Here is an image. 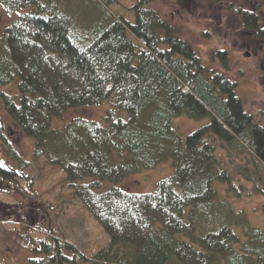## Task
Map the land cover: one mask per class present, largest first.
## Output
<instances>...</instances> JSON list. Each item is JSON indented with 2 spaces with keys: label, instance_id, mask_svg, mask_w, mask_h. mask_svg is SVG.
<instances>
[{
  "label": "trees",
  "instance_id": "1",
  "mask_svg": "<svg viewBox=\"0 0 264 264\" xmlns=\"http://www.w3.org/2000/svg\"><path fill=\"white\" fill-rule=\"evenodd\" d=\"M96 1L104 12L91 25L82 19L83 29L60 0H0L8 18L0 33V85L16 86L0 92L3 109L35 138V158L65 172L68 188L110 236L91 258L72 242L47 238L38 261L264 264V224L253 225L247 209L234 204L251 195V186L264 213V124L245 108L238 82L206 65L153 0L134 1V21L110 13L118 0ZM230 7L264 41V0ZM218 57L228 68L227 51ZM89 106L101 108L99 120L77 116L56 125L69 110ZM185 116L209 120L183 137L175 120ZM0 141L16 163L0 162V180L31 188L30 162L2 120ZM169 159L172 174L152 191L119 186Z\"/></svg>",
  "mask_w": 264,
  "mask_h": 264
},
{
  "label": "rangeland",
  "instance_id": "2",
  "mask_svg": "<svg viewBox=\"0 0 264 264\" xmlns=\"http://www.w3.org/2000/svg\"><path fill=\"white\" fill-rule=\"evenodd\" d=\"M134 1L138 0H118L109 4L107 9L113 15H122L134 21L135 15L130 8ZM60 2L71 19L78 21L83 29V21L94 24L104 12L96 0ZM232 4L245 7L248 0H153L150 3L176 27L178 36L194 46L206 65L224 72L228 78L238 82L236 91L245 108L256 121L264 124V41L255 38L246 29L238 7L230 9ZM7 23L8 18L0 13V33ZM220 51H227L228 68L223 66L218 57ZM2 90L14 93L16 86L0 85V92ZM100 113L99 107L74 108L66 113L63 121L57 120L56 125L77 116L99 120ZM0 115L8 140L30 162L25 174L34 181L30 188L20 179L12 182L0 180V264H40L38 260L45 255L41 241L48 238L53 244L56 236L60 242H72L80 252L91 258L109 242L110 236L74 195L73 190L68 188L65 172L44 157L35 158V138L20 131L4 111L1 99ZM208 120V117L193 120L185 116L175 120V128L177 133L185 137L187 132L201 127ZM0 162L8 168L16 167L1 141ZM172 172V160L169 159L151 169L126 176L119 186L133 193L149 192L156 188L160 179L168 177ZM253 191L248 186L251 195H243L241 199L234 200V204L240 209L246 208L251 223L261 227L264 224L263 208L260 209L263 199ZM253 208H257L256 211L253 212ZM75 262L95 264L91 260L78 258Z\"/></svg>",
  "mask_w": 264,
  "mask_h": 264
},
{
  "label": "water",
  "instance_id": "3",
  "mask_svg": "<svg viewBox=\"0 0 264 264\" xmlns=\"http://www.w3.org/2000/svg\"><path fill=\"white\" fill-rule=\"evenodd\" d=\"M246 55H249V53H247ZM0 119H1V115H0Z\"/></svg>",
  "mask_w": 264,
  "mask_h": 264
}]
</instances>
